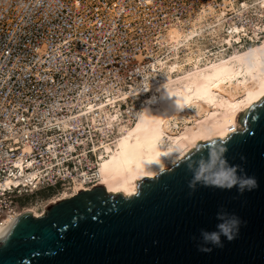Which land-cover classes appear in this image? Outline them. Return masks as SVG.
<instances>
[{
	"label": "built area",
	"instance_id": "obj_1",
	"mask_svg": "<svg viewBox=\"0 0 264 264\" xmlns=\"http://www.w3.org/2000/svg\"><path fill=\"white\" fill-rule=\"evenodd\" d=\"M233 1L251 0H0V225L37 189L67 178L95 186L99 154L132 117L170 28L220 17L227 34L246 26L234 45L259 41L264 16L241 18Z\"/></svg>",
	"mask_w": 264,
	"mask_h": 264
},
{
	"label": "water",
	"instance_id": "obj_2",
	"mask_svg": "<svg viewBox=\"0 0 264 264\" xmlns=\"http://www.w3.org/2000/svg\"><path fill=\"white\" fill-rule=\"evenodd\" d=\"M242 127L197 144L154 177L135 182L136 193L107 192L99 184L49 205L42 215L16 217L0 236V264H264V95L239 115ZM208 144L255 177L238 192L197 182L186 164ZM239 217L234 238L198 247L199 230L212 231L216 213Z\"/></svg>",
	"mask_w": 264,
	"mask_h": 264
},
{
	"label": "bare ground",
	"instance_id": "obj_3",
	"mask_svg": "<svg viewBox=\"0 0 264 264\" xmlns=\"http://www.w3.org/2000/svg\"><path fill=\"white\" fill-rule=\"evenodd\" d=\"M230 8L241 18L252 12L264 16V0L233 1ZM193 25L189 32L170 28L158 57H151L145 85L134 89L136 95L129 107L132 117L128 121L120 117L113 146L107 145L99 154V181L95 186L101 184L110 193L135 194V182L175 164L199 142L223 139L240 129V113L263 97L264 36L240 48L234 41L239 40V31L246 29L244 23H233L234 33L229 34L223 31L220 17L216 22H205L200 15ZM210 41L218 46L210 49ZM226 45L228 51L223 49ZM190 77L192 82L188 83ZM209 101L219 114L223 109L230 112L225 124L212 123ZM201 120L203 127H199ZM87 189L75 178L37 189L35 203L0 225V236L16 217L28 212L42 215L52 203Z\"/></svg>",
	"mask_w": 264,
	"mask_h": 264
},
{
	"label": "clouds",
	"instance_id": "obj_4",
	"mask_svg": "<svg viewBox=\"0 0 264 264\" xmlns=\"http://www.w3.org/2000/svg\"><path fill=\"white\" fill-rule=\"evenodd\" d=\"M226 148L220 144H208L207 154L200 155L196 159L186 164L192 172V177L188 181L190 189H194L197 182H202L205 186L231 189L235 186L238 192L251 190L257 186L255 177L243 174L241 166L230 164L224 157ZM217 223L212 231L206 229L199 230L198 245L203 251H210L211 246H222L221 237L233 239L238 231L240 219L234 214L225 212L216 213Z\"/></svg>",
	"mask_w": 264,
	"mask_h": 264
},
{
	"label": "rangeland",
	"instance_id": "obj_5",
	"mask_svg": "<svg viewBox=\"0 0 264 264\" xmlns=\"http://www.w3.org/2000/svg\"><path fill=\"white\" fill-rule=\"evenodd\" d=\"M263 36H264V34H263ZM204 74H206V72H204ZM187 81H188V83H191L192 82L191 77L189 79H187ZM209 104H210V107L212 109V111L209 113V116H210L212 123L215 126H220L222 124H225L227 122L226 120L228 119V117L230 115V112L227 109H223L222 114H219L218 108L217 109L215 108V104L213 103V101H209ZM213 109H215V110H213ZM200 122H201V124L199 125V127H203L204 126L202 124L203 121L201 120ZM32 199L33 198H31V200Z\"/></svg>",
	"mask_w": 264,
	"mask_h": 264
}]
</instances>
